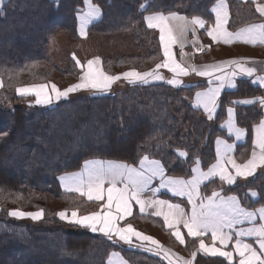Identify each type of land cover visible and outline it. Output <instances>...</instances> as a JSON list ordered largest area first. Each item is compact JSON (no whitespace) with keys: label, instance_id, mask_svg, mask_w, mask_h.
Listing matches in <instances>:
<instances>
[{"label":"trees","instance_id":"obj_1","mask_svg":"<svg viewBox=\"0 0 264 264\" xmlns=\"http://www.w3.org/2000/svg\"><path fill=\"white\" fill-rule=\"evenodd\" d=\"M216 0H93L101 19L89 28L91 35L126 34L131 52L108 55L99 51L103 69L120 74L148 71L162 59L159 38L148 29L144 16L153 11H184L189 16L208 13ZM151 3L147 11L141 4ZM230 28L258 20L251 3L227 0ZM83 0H3L0 3V264H107L116 250L130 264H166L158 257L128 248L80 226L62 221L57 213L76 209L92 212L99 203L64 192L62 173L78 170L85 160L98 158L136 164L144 155L161 160L173 176H189L195 158L207 168L215 160L214 140L224 136L219 127L231 100L261 94L247 79L221 95V108L213 121L185 98L198 86L174 88L164 81L130 84L113 94L75 96L45 108L25 106L17 95L20 85L52 81L59 86L75 82L80 69L72 53L64 51L55 61L49 41L58 32L77 43L76 14ZM102 51L112 53L121 41H101ZM113 51H116L113 49ZM198 58V57H197ZM199 59V58H198ZM197 59V60H198ZM238 124L248 131L262 114L254 107L238 109ZM7 133V135H3ZM186 151L187 159L178 158ZM213 180L203 186L218 187ZM257 189L256 203L264 205V173L246 184L223 189L241 199ZM44 210L43 218L30 222L11 218L9 210ZM131 222L138 226L134 220ZM160 225V224H159ZM148 230L152 224L146 226ZM148 231L147 229H145ZM195 239L185 247L195 249ZM193 264H227L223 259L197 254Z\"/></svg>","mask_w":264,"mask_h":264},{"label":"snow or ice","instance_id":"obj_2","mask_svg":"<svg viewBox=\"0 0 264 264\" xmlns=\"http://www.w3.org/2000/svg\"><path fill=\"white\" fill-rule=\"evenodd\" d=\"M3 0H0L2 3ZM84 7L77 11L79 34L87 36L90 25L102 17L101 8L93 0H83ZM151 3L141 4L140 8L147 11ZM257 11L264 17V5H257ZM215 19L209 23L201 16L188 17L175 11H153L144 16L148 29L158 30L162 59L155 67L144 72L132 69L119 75L109 74L102 67L99 56L82 64L73 54V60L81 69L78 82L65 89H60L55 83H39L20 86L15 89L21 97L34 96L37 105H53L69 98L71 93L89 90L93 93H106L112 85L124 79L130 84H147L150 81H164L174 87L183 85L182 77L195 73L207 77V87L195 92L192 106L203 110L207 120L216 118L221 108V94L225 89H235L237 77L252 78V83L264 88V76L256 75L257 68L252 66L257 61L249 58L222 60L212 64L197 67L185 62L187 56L184 49L189 43V33L196 37L198 29L205 30L213 43L231 45L242 43L252 46H264V22L242 26L235 31L229 30V5L227 0H216L211 9ZM193 46L200 45L198 38L192 41ZM174 48L179 49L180 59L177 60ZM166 69L172 74L166 78L159 70ZM4 81L0 78V88ZM259 105L264 109V96L233 100L226 107V119L220 127L226 130L234 141H243L249 131L238 124L237 106ZM31 106V105H30ZM250 154L238 160L234 155L236 143L227 139L217 138L215 141V162L207 170L201 167V160L195 158L191 168L190 178L173 177L166 174L165 165L158 159L144 155L138 165L120 161L85 160L79 171L65 173L58 177L61 186L68 193H76L86 197L88 201L101 202L99 210L89 215L79 216L78 211H72L70 216L65 209L57 213L61 220L89 228L93 233L99 232L114 242H123L133 246V237L141 243L136 247L162 256L168 264H193L197 251L191 253V259H185L162 245L152 236L134 229L131 223H126L132 216L133 207L138 206L140 213L154 209L151 215L162 216L164 225L172 230L171 234L180 244L185 243L181 226L187 230L189 237L199 240L198 251L213 256L224 257L228 264H264V206L249 210L243 207L236 195H224L223 190H213L210 195L201 193L202 186L218 178L221 182L232 186L238 178L252 177L261 170L264 172V118H261L251 129ZM7 135V133H3ZM178 158L187 159L186 151H178ZM159 180V187L153 186V181ZM167 189L173 196L186 197L191 206L186 211L181 204L169 200L154 198L160 189ZM145 193H151L153 198H145ZM251 197L259 194L252 190ZM8 215L33 220L43 218L44 210L25 212L19 209L9 210ZM248 224L247 227H239ZM211 246L205 243L204 237L209 236ZM249 238L255 242H249ZM146 242V243H144ZM217 242L220 247H216ZM231 245V250H225ZM108 264H128L119 252H112Z\"/></svg>","mask_w":264,"mask_h":264},{"label":"crops","instance_id":"obj_3","mask_svg":"<svg viewBox=\"0 0 264 264\" xmlns=\"http://www.w3.org/2000/svg\"><path fill=\"white\" fill-rule=\"evenodd\" d=\"M237 1L242 2V3H251L253 5V7H254L255 13L259 16V19L258 20L257 19L256 20H252V21H250V22H248L246 24L241 25L240 27L245 26V25H248V24H252V23L264 22V17H262L260 15V13L257 11V5H264V0H237ZM215 2L209 8L208 13H204V14L196 15V16H201L202 18H204L205 20H207L210 24L213 23L214 22V19H215V16H214V13H211V9L214 6ZM83 7H84V4H83V6L80 9H82ZM175 12L179 13L180 15L188 16L189 18L192 17V16L187 15L184 11H175ZM148 14H150V13H148ZM148 14H146V15H148ZM76 17H77V14H76ZM99 20L95 21L94 23L98 22ZM144 23H145V21H144ZM145 25H146V23H145ZM90 26H89V28H90ZM228 27H229V30H231V31H235L236 29L240 28V27H238L236 29H233V28H230L229 25H228ZM89 28L87 30V36H86L88 38L91 35L89 33ZM76 29H77V34H78V36L80 38L79 41H78V43H80V41L85 40L86 37H81L80 34H79V30H78L79 29V21L77 20V18H76ZM152 30H154L155 34L159 38L158 30H155V29H152ZM104 38H106V37H104ZM196 38H198L200 45H205V46H209L210 45V48L209 47H205L204 50L201 51V50H199V45L193 46L192 41L194 39H196ZM107 39H109L111 42H115L117 40H120V37H118L116 35L115 36L114 35H111L110 37H107ZM188 41H189V43L186 45V47L184 49L185 53H187V56H185L184 60L188 64H193V65H196L197 67H199L201 65L212 64V63H215V62H218V61H222V60H229V59H235V58L244 57V58H249L250 60L257 61L258 62L257 64L252 65V66H254V67L257 68L256 75H262V76H264V46H259V45L258 46H252V45H247V44H242V43H234V44H231V45H226V44H223V43H219V44L213 43L212 40H211V38L206 34L205 30H203V29H198L197 30L196 37H193L192 34L189 33ZM92 42H94L93 39H92L91 43L90 42L88 43L87 48L89 46L90 47L93 46ZM173 50L176 53L177 60H179L180 59L179 49L178 48H174ZM91 52L92 51H88V53L86 54V56H88L87 57V60L93 59V58L99 56V53L98 52H95V54H93ZM87 60L84 63H82V62L81 63L82 64H86ZM128 71H130V70H128ZM159 71L166 78H171V76H172V74L169 73L166 69H160ZM80 74H81V69H80ZM80 74H79V76H80ZM116 75H119V74H116ZM78 79H79V77H78ZM78 79H77V81L75 83L78 82ZM181 79L183 80V85L181 87H174V86H172V87L179 89V88H182V87H185V86H195V87L198 86V88L195 89V91L193 92V94L190 97L187 96V95H185V98L191 104H192V99H193V97L195 95V92L201 91V90H203L204 88H206L208 86L207 85L208 78L207 77L198 76L195 73H190L188 76L182 77ZM243 79H247L251 84H253V85L257 86V87H260L257 84L252 83V78H248V77H237V79H236V85L238 84V81L239 80H243ZM121 80H124V79H121ZM121 80H119V81H121ZM44 83H52V82H44ZM75 83H73V84H75ZM37 84H39V83H37ZM21 86H27V85H21ZM18 87H20V86H18ZM260 88H261V94H259V95L251 96V97H243V98H238V99H234V100H241V99L254 98V97H258V96H264V88H262V87H260ZM235 89H225L222 92V94L225 93V92H232ZM231 101H233V100H231ZM240 107H254L258 111L261 112V114H262L261 118H264V109H262L258 104L255 105V106H252V105H240V106H237V112H238V109ZM200 111H201V114L206 117V115L203 113V110L201 109ZM256 123H254V124L251 125L250 130H249V135L243 141H234V138L233 137H229L227 135V133H226V130L223 129V128H221L219 126L224 131L225 135L224 136H218V137L219 138H222V139H227L230 143H233V142L236 143L237 147H236V150L234 152V155L237 157L238 160L241 159V155L242 154L244 155L245 158L247 157V155L250 154L251 138H252L251 129H252L253 125H255ZM240 127H242V126H240ZM218 137H216L215 140H214V152H215V148H216L215 141H216V139ZM93 159L108 161V159H98V158H93ZM151 159H154V158H151ZM88 160H92V159H88ZM112 161H116V160H112ZM120 162H122V161H120ZM138 162L136 164H133V165H138ZM214 162H215V160H214ZM83 163H82L81 167L83 166ZM81 167L78 170H76V171H79L81 169ZM207 168H205L203 170L206 171ZM73 172H75V171H73ZM66 173H70V172H66ZM263 173L264 172H262L261 170L258 169L257 172L252 177L238 178L236 184H246L251 179H253L255 176H257L259 174H263ZM63 174H65V173H62L59 176H61ZM166 174H167V172H166ZM167 175L168 176H173V175H169V174H167ZM191 175H192V173L189 176H173V177H183V178H186L187 179V178H190ZM215 180L218 181V185H219L218 187H214V188L210 189L208 192H206V191L203 190V186H202L201 193L204 194V195H210L213 190L221 191V190H223V189H225L226 187L229 186V185L221 182L218 178H216ZM58 182H59V185H60L61 189L64 192H66L63 189V187L61 186L59 180H58ZM153 186L159 187V180L158 179H156V180L153 181ZM252 190H255L258 193L257 189L249 188V189H247L245 191V194L242 197V199L237 194H224V193L223 194L224 195H236L239 198L240 203H241V205L243 207H245V208H247L249 210H254V209L260 208L261 206H264V205L259 204V203H256V201L259 199V195L257 197H255V198L251 197L250 192ZM144 195H145V198H153L151 193H145ZM83 198L85 200H87L86 197H83ZM154 198H156V199H163V200H169L171 203L181 204V206L184 207L186 211H190V208H191V206L187 202V198L186 197L173 196L169 191H167V189L161 188L160 191L156 194V196ZM90 202H95V201H90ZM96 203H99L100 204L101 202H96ZM74 210L77 211L76 209L68 210L69 216H70V213L72 211H74ZM97 210H99V205H98V208L96 210L92 211V212H95ZM36 211H38V210H35V211H25V212H36ZM153 211H154V209H151L150 208L145 213L142 214L139 211V207L134 205V207H133V214H132V216L127 217L126 223H131L133 225L134 229H136L137 231H140V232H142V233H144L146 235L152 236L153 238H155L156 240H158L162 245H164L165 247L171 249L173 252L177 253L179 256L184 257L185 259H191V253L193 251H197V254H199V255H203L205 257H211V258H220V259H223L228 264V261L224 257H220L218 255L217 256H213V255L205 254V253H202V252L198 251V248H199V240L197 238L189 237L187 235V230L184 229L182 226H181V229L180 230H181V233H182V235H183V237L185 239V243L183 245L180 244L179 241H177L175 239V237L172 236V234H171V231L172 230H170L167 227H165L164 221H163V217L162 216H155V215H151L150 214ZM92 212H87V213H83V214L78 212V215L79 216L89 215ZM133 216H134V220L138 224V226H136L135 224H133L131 222V219L133 218ZM19 220H20V218H19ZM31 221L32 222H35V221H38V220L31 219ZM62 221H65V222L69 223L67 220H62ZM69 224H73V223H69ZM149 224H152L153 227L148 230V228L146 226L149 225ZM74 225H77V226H80L82 228H85L89 232L93 233L87 227H84V226H81V225H78V224H74ZM247 226H248V224L245 223L244 225H240L239 227H247ZM145 229H147L148 231H146ZM93 234H96V235H99V236H103V234H101L99 232H96V233H93ZM103 237H105V236H103ZM188 239H190V240L191 239H195V241H196V243H195V249L193 251H191V252H189L187 250V248L185 247L186 242H187ZM204 239H205V243L207 245L211 246L210 234H209V236L204 237ZM249 242L253 243V245L256 246L255 245V242L253 240H251L250 238H249ZM114 243H116V242H114ZM119 243L122 246H125V247H128V248H132V249H136V250H140V251L146 252V253H148V254H150L152 256L158 257L159 259H161L162 261H164L166 264H168V262L166 260H164L162 256H157L153 252H149V251L145 250L144 247H142L143 249H139V248H135V247L129 246L128 244H124L123 242H119ZM139 243H141V241H138V240H136L135 237H133V245H136V244H139ZM144 243H146V242H144ZM216 247H220V245H219L218 242L216 244ZM225 250H231V245H229V248L228 249H225ZM112 252H119V251L114 250ZM121 256L123 257L122 254H121ZM106 263L108 264V258H107ZM128 264H130V263L128 262ZM233 264H235V261L233 262Z\"/></svg>","mask_w":264,"mask_h":264},{"label":"rangeland","instance_id":"obj_4","mask_svg":"<svg viewBox=\"0 0 264 264\" xmlns=\"http://www.w3.org/2000/svg\"><path fill=\"white\" fill-rule=\"evenodd\" d=\"M63 33L64 32H58V34L55 37L51 38L50 41H49V51L51 53V56H52V58L55 61L56 60L60 61V63L63 62V58L62 57L64 55V51L65 50H68L69 53H72V56H73V54H75L76 58L79 59L82 63H84L87 60L88 56H86V54L88 53V51H92L91 53H93V54H95V52L101 51L102 53H105V54H108V55H113V56L114 55H118V53H126V54H128V53L131 52V49H130L131 46H130V43L128 44V36L126 34H117L116 35V36L120 37L121 43H120L119 46L111 44L112 45V47H111L112 48V53H109L107 51H105V52L102 51V44L99 41V39H101V41H104V39L107 40V37L104 38L105 36L90 35L89 38L86 37V39L83 40V41H80V43H78V42L77 43H71L66 38V36ZM108 37H110V36H108ZM92 39L94 41V42H92L93 46L92 47L89 46L87 48L88 43L89 42L91 43ZM113 49H115L116 51H113ZM49 82H52V81H49ZM75 82H73V83H75ZM52 83H54V82H52ZM28 85H30V84H28ZM129 85H130V83H128L127 81L125 82V80H121V81H117L116 83H114L112 85L111 90L106 92V93H93V92H91L89 90H80L78 92L71 93L68 99H70L72 97H75V96H92V95H100V94H113V93H116V92L124 90ZM57 86L60 89H65L69 85L64 86V87L59 86V85H57ZM21 98H25L26 99V100L22 101V103H21V104H23L25 106H30L31 105V106H37V107H43V108L49 106V105H37V104H35L34 103V100H35L34 96H27V97H21ZM56 103H58V102H56ZM56 103H54V104H56ZM10 217L14 218V219H17V217H13V216H10ZM20 220H26V221L32 222L29 217L20 218ZM116 243H119V242H116ZM132 247L143 249L142 247H136L135 245H133Z\"/></svg>","mask_w":264,"mask_h":264}]
</instances>
